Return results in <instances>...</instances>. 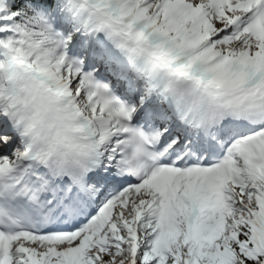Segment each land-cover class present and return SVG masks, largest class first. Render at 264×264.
Instances as JSON below:
<instances>
[{
  "label": "snow or ice",
  "instance_id": "1",
  "mask_svg": "<svg viewBox=\"0 0 264 264\" xmlns=\"http://www.w3.org/2000/svg\"><path fill=\"white\" fill-rule=\"evenodd\" d=\"M0 264H264V0H0Z\"/></svg>",
  "mask_w": 264,
  "mask_h": 264
}]
</instances>
